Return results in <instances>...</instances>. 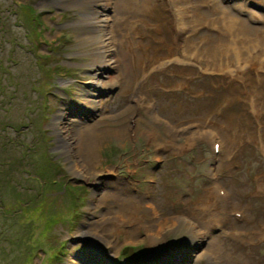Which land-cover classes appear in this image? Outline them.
<instances>
[{"label": "rangeland", "instance_id": "rangeland-1", "mask_svg": "<svg viewBox=\"0 0 264 264\" xmlns=\"http://www.w3.org/2000/svg\"><path fill=\"white\" fill-rule=\"evenodd\" d=\"M60 1L0 0V131L12 141V156H27L22 167L28 169L33 162V168L29 167L33 176L18 168L12 182L19 189L25 186L30 192L40 191L37 167L42 165L53 170L54 179L63 186V190L44 193L48 196L44 205L52 200L63 220L52 235L44 232L46 214L39 209L29 210L23 218L32 223L34 245H43L33 264L47 263L49 236L67 246L56 264H160L204 236V249L213 246L215 253L202 255L200 264H264V229L260 230L264 228V69H249L239 77L233 69H205L199 63L182 57L180 63L175 58V52L186 50L188 44L199 48L197 53L204 57L205 65L211 60L208 53L222 49L228 41L233 62L240 60L247 63L245 69L254 68L253 53L244 49L238 40L243 37L238 35L247 27L259 28L261 33L260 27L241 19L262 14L264 0H183L180 6L185 5L188 15L185 18L182 10L179 14L188 41L178 47L173 42L177 27L166 0H148L150 12L137 17L119 13L118 17L127 16L126 25L118 26L109 19L104 35H112L116 47L122 38L132 64L127 67L119 62L121 70L112 76H118L116 84L120 80V85L114 87L105 75L98 76L104 79L101 85L90 84L94 45L85 31L95 26L81 12L89 8L88 2ZM78 1L85 3L79 5ZM112 1V13H99V17L113 14L119 0ZM29 7L41 16V27L36 25L39 34L26 17ZM259 19L263 24V18ZM255 32L258 30L246 32L249 42V34ZM253 38L254 43L264 45V35ZM88 90H93V96L88 97ZM91 98L99 103L95 115L87 102ZM78 117L84 118L83 124L98 122L93 145L87 148L97 177L74 174L60 135L67 130L56 129L58 122L65 127ZM77 126L74 130L84 128ZM190 126L216 132L221 151L214 153L205 137L190 144ZM176 130L184 131L177 134ZM76 134L69 137L76 138ZM45 156L56 161L60 170L50 166ZM215 177L230 192L229 202L213 193ZM118 180L127 187L119 205L111 199L98 205L94 200H99L102 189ZM143 196L160 218L168 220L162 227L147 224L160 218L141 204ZM7 203L16 206L14 201ZM82 203L78 222L70 224ZM118 207L130 208L132 219L114 215ZM230 208L242 211L245 218L232 222ZM106 213L118 228L124 226L112 237L105 234L112 244H105L99 233L94 238L77 234L88 219L95 222ZM129 226L135 233L126 230ZM240 230L248 234L260 231V236L245 242L230 235ZM191 234L196 235L194 241ZM175 257L180 261L182 256Z\"/></svg>", "mask_w": 264, "mask_h": 264}, {"label": "bare ground", "instance_id": "bare-ground-1", "mask_svg": "<svg viewBox=\"0 0 264 264\" xmlns=\"http://www.w3.org/2000/svg\"><path fill=\"white\" fill-rule=\"evenodd\" d=\"M86 1L88 2L89 8L82 9L81 12L83 13V15H86L87 20L93 21L94 26H95V29L89 28V32L87 29L85 31L87 40L90 43L92 42L94 45V48L91 49L92 60L89 63V66L92 69V75H93V77L90 81V84H91V86L101 85L102 83H104V79L103 78L99 79L98 76L105 75V76L111 78L110 81L113 83V87L116 85H120V80H117V84H116V79H118V76H112V73L113 72H115V73L119 72L121 70L120 64H122V63H127V67H128V64L131 65L132 63L130 60V55L122 47V43H123L122 38H121L122 43L120 44V47H116L117 44H116V42H114L113 36L112 35H108V36L104 35V30H105L104 27L109 24V19L111 22H113V20H115L114 24H117L118 26L126 25L127 16L120 15V17H118L119 13L131 14V15H134V17H137V15L142 14V13H149L150 12V2L148 0H142L140 3H137V0H119L115 4L116 7L113 11V14L110 17L106 18V17H101V16L99 17V13L104 14V12H107V13L111 14L112 13L111 5L113 4L112 0H86ZM166 1H167V4H168L170 11L173 13V16L171 18L172 24L174 22V25L177 27V30H176L177 33H175L173 36L174 44H178V43H182L184 41H188L187 37L185 35H183L182 30L185 28L182 25L183 20L179 14L180 11L182 10L184 12L185 18L188 15L187 14L188 11H187L186 7H184L185 5L184 6L181 5L183 8L180 6V4H181V2H183V0H166ZM60 2L61 1L58 0V3H60ZM78 3H79V5H81L82 3H85V2L84 1H78ZM100 9H102V10L100 11ZM260 17L263 18V24H260V21H261L259 19ZM241 20H245L247 22V23L246 22L245 23L248 24L249 26L260 27V29H261V33L259 31V28L247 27V29H245L246 32H248L249 30H258V32L249 34L251 37L250 42L247 39L246 35H248V34H246V32L242 35H238L239 37H243V40H241L239 38H238V40H239L240 44H243V46L245 47L244 49L248 48L249 54L253 53L250 61H252L254 63V65H253L254 68L245 69V66L247 63H242V61H240V60H238L239 62L238 61L233 62L232 58L234 56L232 54V45L229 44L228 41H227V45L225 47H223L222 49L217 48L218 49L217 51H213V52L208 53V57L211 60L205 61V65L203 62L204 57L201 58L197 53V51L200 52V50H198L199 48H196L195 46H191L188 44H187L188 47L186 48V50L189 52H186L185 49H181L180 53L175 52L176 53L175 54L176 55L175 56L176 61L180 62V63L184 62L181 59V57H182L185 60L188 59L191 62L199 63V64L203 65L204 67H206L205 69H210V68L213 69V68H219V67L227 69V70L233 69L234 73L239 77H242L243 73H247V71H249V69H253V71H255V72L263 70L264 69V45H262L261 43L260 44L254 43L255 38H253V37H258L259 35L260 36L264 35V31H263L264 30V5H263L262 14L258 13V15H254V16L249 15V16H247L246 19H241ZM185 21H186V19H185ZM221 23H222V21H221ZM128 24L131 25L130 22ZM135 25H136V22H134V26ZM221 25L223 26V24H221ZM222 26H221V28L224 29V26L223 27ZM248 28H250V29H248ZM175 36L178 39L182 38V40L179 42H176V40L174 39ZM129 45L131 46V44H128V46ZM196 45H198V44H196ZM178 46H180V44H178L177 47ZM233 46H235V45H233ZM236 46H238V44ZM240 47H242V46H240ZM233 48H235V47H233ZM238 51H240V50L238 49ZM179 59H180V61H179ZM119 62H120V64H119ZM111 64L113 66H111ZM123 70L128 71L130 69L124 68ZM91 91H93V90H88V92L90 94L88 97L93 96L91 94ZM87 102L89 103V106H91V107H89L90 111L93 112L95 115V112L97 111L96 109L99 107V105H98L99 103L96 102L92 98L90 100L87 99ZM83 119L84 118L78 117L74 120L75 122L74 121L71 122L72 120H70L68 125H66L65 127H61L60 122H58L56 124V126H57L56 129L57 130H67L66 131L67 134L63 133V135H62V133H60V135H61V139H62V143H63V150L67 154L68 158L72 161L71 168H72L74 174L81 177V178H86L89 175L93 176V177H97V172L94 171V168L88 159L89 153H88L87 148H89L93 145L94 138L96 137L95 133H94L95 132L94 131L95 125L98 122H95L93 125L90 124V122L83 124L82 123ZM93 119H95V118H93ZM57 121H58V119H56V122ZM74 123L76 125H74ZM134 123H135V121H134ZM86 124H87V126L85 127ZM191 124H192V122H190L188 125H191ZM77 125H83L84 128H81L83 130H78L79 128L74 130L76 127H78ZM70 126H72L71 130L69 129ZM132 129L133 128L131 127V130ZM75 133H77L75 135L76 138H74V137L70 138L69 137ZM66 138H67V140H66ZM213 139H214V135L210 134L209 140L212 141ZM195 140L189 139V143L192 144L195 142ZM72 144L74 145V147H72ZM212 144H213V142H212ZM73 157H74V160H73ZM214 183H216L215 185L220 184V182H214ZM124 185H125V183L121 182L120 180L114 182V184H112V185H107V187L102 189V192L99 193L100 196H99V198H97L99 200H94V198H96L95 195H94L95 197L93 196V200L98 203V202L104 201L105 199H111L114 204H116L118 202V205H119V201L123 198V196L125 194H127V191L125 190L127 187ZM259 185H260V187L263 186V184H259ZM220 186L223 187L222 184H220ZM211 195L213 196V199H214L215 196L213 195V193H211ZM143 198H144V196H143ZM230 199H231V194L229 191H227V201L226 202H229ZM147 202L148 201H146L144 198V199H142L141 204L143 206L144 205L145 206H151ZM98 205H99V203H98ZM231 211L236 212L237 210H231ZM118 212H120V213H118ZM118 214H120L122 218L127 219L129 221L132 219V217L130 215V208H128V207H118L117 212L114 215H118ZM150 214L153 215V211H150ZM244 218H245V215H244ZM232 222L238 223V221H236L235 219L232 220ZM149 223H154L153 224L154 227H158V226L162 227L165 224L160 220H158L156 223L152 222V221L147 222V224H149ZM118 225L112 220L111 217H109L108 213H106V214H103L100 217V219L96 220L95 222L92 221V218L88 219L87 222L85 223V225H81V227L78 229L77 234L85 236V237H89V238L90 237L94 238L95 233H99L100 234L99 238L102 239L105 242V244L109 245L112 243H111L109 237L105 234H109V235H111V237L118 234L120 232V229L124 228V226H122V225H120V228H118ZM100 229L105 230V232L104 233L99 232ZM126 230H130V226ZM240 231H242V230H240ZM130 232H131V234L135 233V231L132 232V229L130 230ZM237 232H239V231H237ZM90 235H93V236H90ZM191 235H192V239L194 241V236H196V235L195 234H191ZM201 239L202 240L199 242H197V241L194 242V246L189 247V249L191 251L187 252L189 250V249H187L186 253H189V260L187 261V264H200L201 258L203 257L202 255L207 254V253L213 255L215 253L213 246H210L209 248L204 249L206 247V245L203 248L204 250L202 249V251L199 252L198 248L203 247V245H202L203 244V237ZM113 247H115V245H113ZM178 262L179 261H177L176 257H168V258H166V260L162 264H178Z\"/></svg>", "mask_w": 264, "mask_h": 264}, {"label": "trees", "instance_id": "trees-1", "mask_svg": "<svg viewBox=\"0 0 264 264\" xmlns=\"http://www.w3.org/2000/svg\"><path fill=\"white\" fill-rule=\"evenodd\" d=\"M29 11L30 14H28V16L26 15V17L30 22L34 23V30L35 32L38 31L37 34H39L41 30L40 28H37L36 25L38 24V26L41 27V16L37 13V10H34L32 7H29ZM11 143L12 141L7 140V133L0 131V223L2 224L0 225V264H33L34 259L37 257L38 250H41L40 247L43 245H41L40 242L39 247L34 245L37 240L33 241L32 233L34 229L32 223L24 221L23 218L29 210L35 211L39 209L46 214L44 220V232L52 235L54 227L63 220L60 216V212L55 211L52 200H49L46 205H44L43 201L45 198H48V196L45 197V194H49L54 190L52 185L55 183L59 185V183L54 179L55 174L53 173V170H47L45 166L43 167L41 165V167H37L39 176L42 177H39L41 180L40 182L44 179H46L47 182H45L44 186L41 184V187H39L40 191L30 192L31 190L26 189L25 186H22L23 189H19L17 184L12 182L13 179L16 180V178H14L15 171H18L19 168L23 171V174L30 173L29 175L33 176L30 171V168H33V162L30 160L31 166H29L30 168L28 167V169L22 167L24 162L22 159H25L27 156L22 155V159L12 156L14 153L12 154L11 152L13 150V148H11ZM16 143L17 142L12 146L15 147ZM18 145L19 142L17 146ZM43 151L45 150L43 149ZM46 161L50 166H54V163L50 159L46 158ZM56 169L57 171L60 170L59 168ZM24 194L26 197H30V199L27 198V200L24 198ZM6 201H14L13 204H16V206H10ZM78 217L79 215H76L73 218L75 223H77ZM47 239V244H49V246L47 244L44 245L48 246L51 253L46 264H56L62 259L63 255H65L67 249L66 244L63 241L57 240V238L53 236H49Z\"/></svg>", "mask_w": 264, "mask_h": 264}]
</instances>
